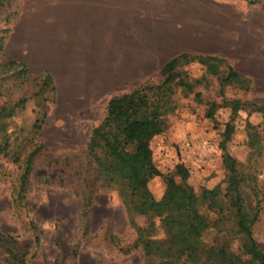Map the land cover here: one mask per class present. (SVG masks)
I'll list each match as a JSON object with an SVG mask.
<instances>
[{
    "label": "rangeland",
    "instance_id": "1",
    "mask_svg": "<svg viewBox=\"0 0 264 264\" xmlns=\"http://www.w3.org/2000/svg\"><path fill=\"white\" fill-rule=\"evenodd\" d=\"M91 1L88 0V4ZM93 1L99 5L98 0ZM238 2L244 5H142V17L152 19V15H156L159 21L168 18L171 22L181 23L188 14L198 13L202 17L201 31H214L217 34L244 27L245 42L252 46L248 50L251 56L248 60L240 59L233 51L232 59H228L235 69L251 75L248 92L231 84L223 86L219 92V72L211 70L214 61L209 56L182 66L180 69L187 72L189 77L201 78V84L194 90L202 92V100L194 99V93L183 97L178 88L172 95L174 107L164 115L166 128L150 142L153 161L163 175L173 172L175 165L182 163L189 170L187 183L197 194L203 189L218 187L220 200L224 203L223 211L218 213L201 207V212L210 222L201 235V241L215 250L223 248L225 253L215 256L211 262L204 259L206 263L257 264L244 250L243 240L235 230L233 219L229 218L231 210L223 197L227 191V175L219 150L223 125L231 117L230 109L223 105L225 98H251L264 106V0ZM86 3V0H11L9 9H16V22L23 12L34 5ZM5 13L1 16L0 29L9 25L3 24ZM233 17L237 25H234ZM241 21H244V25H240ZM159 70L158 65H142L139 84L159 82L162 79ZM75 73L81 77L82 68L78 67ZM137 85L136 81L119 83L116 87H110L111 90L100 98H78V105L69 110L67 107L60 108L57 94L54 96L50 83L38 84V81L30 79L17 84L15 72H7L6 78H0V90L3 92L0 106L20 96L26 100L8 119L9 131L15 129L16 134L21 128L19 132L29 134L34 119L46 112L44 123L36 136L46 150L39 151L35 159L39 167L34 169L26 185L24 207L14 205L11 196L13 189L20 186L18 164L0 156V232L16 239L25 251L26 264H157L146 260L140 248H133L136 233L132 223L144 226L149 223V219L128 214L115 188L96 187L87 206H81L82 193H86L88 188L74 174L77 166L70 165L78 161L72 158L75 154L79 157L83 155L90 131L101 121L108 99ZM205 99L221 103L215 112V123L204 115ZM233 118L234 132L226 144L227 150L239 161L241 171L246 174L243 193L248 195L246 200L257 211L252 226L254 243L249 248L264 253V122L258 112L247 114L244 110ZM247 121L255 126L259 145L248 144ZM148 187L154 198L159 199L165 189L163 176L153 177ZM250 187L254 190H250ZM152 220L155 227L152 237L164 240L167 235L160 218ZM35 237H38V241ZM1 239L0 264H6V259L11 257L7 247L17 253L19 249ZM179 262L189 264V260Z\"/></svg>",
    "mask_w": 264,
    "mask_h": 264
},
{
    "label": "trees",
    "instance_id": "2",
    "mask_svg": "<svg viewBox=\"0 0 264 264\" xmlns=\"http://www.w3.org/2000/svg\"><path fill=\"white\" fill-rule=\"evenodd\" d=\"M10 4L11 0H0V20L3 12H6L3 24L9 23L8 27L0 29V59H3L0 63V78H6L7 72H15L17 84H23L30 79L38 81V84L50 83L56 96L55 83L48 71L30 72L23 62L15 59L6 49V40L16 19V9L11 11ZM208 56L214 61L211 70L219 72V92L223 86L230 84L244 92L249 91L251 78L238 72L228 58L222 55L181 52L161 66L159 74L162 79L159 82H145L122 94L112 95L106 103L101 121L90 131L83 155L79 157L75 154L72 158L78 161L70 163L71 166H77L74 174L83 186L88 188L86 193H82L81 206H87L96 187L115 188L118 189L128 214L149 219V223L144 226L132 223L136 233L133 248H140L146 260L157 264H178L179 261L188 260L189 264H222L220 261L206 263L204 259L211 262L215 256L225 253L223 248L215 250L201 241L203 231L210 225L208 217L201 212V207L205 206L208 211L218 213L223 211L224 203L220 200L218 187L203 189L197 194L187 183L189 170L182 163L176 164L173 172L163 175L153 161L150 147L152 138L161 134L167 126L164 115L174 107L172 95L178 88L183 97L194 93V99L202 100V92L194 90L201 84V78L189 77V74L180 68ZM2 94L0 90V95ZM17 99L0 106V156L17 163L20 169V186L13 189L11 194L14 205L20 208L26 204L23 201L27 191L26 185L30 182L34 169L39 167L35 160L37 154L46 150L36 138L46 118V112L34 119L29 134L19 132L21 128L18 130L19 134H15V129L9 131L8 119L26 101L22 96ZM204 102V115L215 123V112L221 107V103L213 99H205ZM223 105L231 111L230 119L223 125L219 144L221 162L227 175V191L223 197L231 210L229 218L233 219L235 230L243 240L244 250L257 264H264V253L249 248L254 243L252 226L257 211H254L255 206L246 200L248 195L243 193L246 174L241 171L239 161L227 150L226 145L234 132L233 116L243 110L247 111V114L258 112L264 122V106L251 98L241 99L237 96L225 98ZM246 129L248 144L259 145L255 126L247 121ZM159 175L163 176L165 189L162 196L156 199L149 190L148 183ZM250 190L254 188L250 187ZM155 217L160 218L165 229L167 237L164 240L152 237L155 231L152 218ZM0 239L16 245L19 249L17 253L13 248L7 247V253L11 257L6 259V264H26L23 253L25 251L16 239L1 232ZM35 239L38 241V237Z\"/></svg>",
    "mask_w": 264,
    "mask_h": 264
},
{
    "label": "crops",
    "instance_id": "3",
    "mask_svg": "<svg viewBox=\"0 0 264 264\" xmlns=\"http://www.w3.org/2000/svg\"><path fill=\"white\" fill-rule=\"evenodd\" d=\"M86 1V5H34L13 24L5 44L30 72L51 74L60 108L76 107L78 98H100L119 83L137 85L142 65L161 68L181 52L232 59L233 51L244 61L251 57L244 27L216 34L201 31L198 13L188 14L181 23L159 21L156 15L142 17V5H244L238 0H98L99 5ZM78 67L81 77L75 73Z\"/></svg>",
    "mask_w": 264,
    "mask_h": 264
},
{
    "label": "clouds",
    "instance_id": "4",
    "mask_svg": "<svg viewBox=\"0 0 264 264\" xmlns=\"http://www.w3.org/2000/svg\"><path fill=\"white\" fill-rule=\"evenodd\" d=\"M41 202H46V200H42Z\"/></svg>",
    "mask_w": 264,
    "mask_h": 264
}]
</instances>
